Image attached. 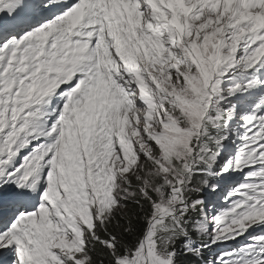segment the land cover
Wrapping results in <instances>:
<instances>
[{
    "label": "snow or ice",
    "instance_id": "1",
    "mask_svg": "<svg viewBox=\"0 0 264 264\" xmlns=\"http://www.w3.org/2000/svg\"><path fill=\"white\" fill-rule=\"evenodd\" d=\"M0 264H264V0H0Z\"/></svg>",
    "mask_w": 264,
    "mask_h": 264
}]
</instances>
